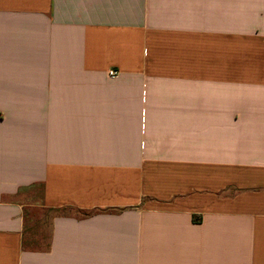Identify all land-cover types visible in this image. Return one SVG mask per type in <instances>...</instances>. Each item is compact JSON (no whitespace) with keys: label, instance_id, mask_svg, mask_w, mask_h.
Masks as SVG:
<instances>
[{"label":"crops","instance_id":"0c3cea01","mask_svg":"<svg viewBox=\"0 0 264 264\" xmlns=\"http://www.w3.org/2000/svg\"><path fill=\"white\" fill-rule=\"evenodd\" d=\"M0 264H264V0H0Z\"/></svg>","mask_w":264,"mask_h":264},{"label":"rangeland","instance_id":"374dc122","mask_svg":"<svg viewBox=\"0 0 264 264\" xmlns=\"http://www.w3.org/2000/svg\"><path fill=\"white\" fill-rule=\"evenodd\" d=\"M51 215L52 214H48V219H50V217H51ZM39 228H40V225H39V223H38V221H34V224L31 226V228H30V236L32 237V235L33 234H36L37 233V230L39 231ZM30 237V238H31ZM30 238H28L27 239V242L29 243V244H31V242H33V241H31V239ZM39 245H37L36 247H38ZM30 247H34L33 245L32 246H30Z\"/></svg>","mask_w":264,"mask_h":264},{"label":"built area","instance_id":"2783aa9c","mask_svg":"<svg viewBox=\"0 0 264 264\" xmlns=\"http://www.w3.org/2000/svg\"><path fill=\"white\" fill-rule=\"evenodd\" d=\"M109 75H110L111 77H115V76L118 75V73L115 72V71H111V72L109 73Z\"/></svg>","mask_w":264,"mask_h":264}]
</instances>
